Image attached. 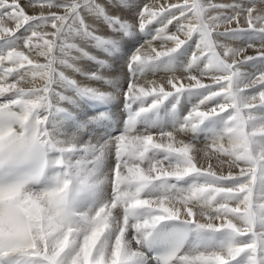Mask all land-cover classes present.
Here are the masks:
<instances>
[{
  "label": "snow or ice",
  "instance_id": "6c2138e0",
  "mask_svg": "<svg viewBox=\"0 0 264 264\" xmlns=\"http://www.w3.org/2000/svg\"><path fill=\"white\" fill-rule=\"evenodd\" d=\"M0 264H264V0H0Z\"/></svg>",
  "mask_w": 264,
  "mask_h": 264
},
{
  "label": "bare ground",
  "instance_id": "6f19581e",
  "mask_svg": "<svg viewBox=\"0 0 264 264\" xmlns=\"http://www.w3.org/2000/svg\"><path fill=\"white\" fill-rule=\"evenodd\" d=\"M26 0H21V3H25ZM97 2L99 3H103L106 6L108 5V0H97ZM113 3H115V0H112ZM128 2L130 4H140L143 5L144 3H150L151 0H128ZM169 2H177V0H169ZM215 2L218 3H228L231 2V0H215ZM29 14H35L39 12V8L35 9V12L32 9H28ZM137 11V9L133 8L131 10L129 9H116V8H111L109 7V12L110 14L113 15H119L121 18L123 19H128L130 22L134 21V12ZM86 20L88 23L93 24L97 29H98V33L99 35H103V36H113L115 38H119L116 34L112 33L110 29H108V27L106 25L103 24L102 21H96L93 17L90 16H86ZM235 26V25H233ZM151 27V26H150ZM170 29L174 31V28H172V26H170ZM222 30V29H221ZM138 31V29H137ZM183 38V37H182ZM146 39H150V37H144L142 35H137L136 40L129 44V42L124 41L122 42V48H123V54H116V55H108L105 54L104 52L97 50L93 47H91L90 45L85 44L82 41H77L78 43H80L82 46H84L86 48V50H88L92 55L96 56V57H100L101 60L105 59V61H107L108 65H110V67H107V69L104 68H99L96 65L90 64L86 61H84L83 59L79 60L77 62V66L82 68L85 72H97L99 74H102L108 78H116V77H123L124 74H126L127 69L125 66V61L127 59V53H124L125 50H130L135 44H143L145 42ZM154 46H156L157 48L160 47L159 42H154ZM248 54H253L251 51ZM40 62H44L43 58H40ZM65 71V74L68 75L69 77L77 80L79 83L84 84V85H88V86H92V87H98L100 88L102 91H112L111 88L107 87L106 85H103L101 83L95 82V81H90V80H86L84 78V76L78 74V73H74L70 70H66V69H62ZM248 71H252V69H247ZM168 74L164 73V72H160L158 73L156 76H149L148 79H155V80H162L164 79ZM177 75H181V73H177ZM205 83H211L210 80L205 79L204 80ZM185 83H187V81L185 80ZM25 87H30L31 85L25 84L23 85ZM126 87V84H125ZM59 90V89H58ZM68 95H72L71 92L66 93ZM121 97L122 95H118L116 96V98L110 102V104L112 105V110L117 111L118 106L121 103ZM63 107H69L68 105L64 104L62 105ZM188 107L187 102H185L184 104V108L182 110H186V108ZM114 113L112 112L111 115H113ZM79 115L81 117V119H86L88 116H90L86 110L85 107L83 105H81V108L79 109ZM89 132L95 131L92 127H90L88 129ZM95 134L97 136H99L100 131H95ZM85 139H87V136L84 137ZM177 139H184L185 141H187V137H183V136H178ZM201 144H198L196 147L198 149H201V151L197 154L198 158L200 159V163L204 164L205 166H207V160L204 159L203 157V149H204V145L201 146ZM215 164V159H213L212 161ZM109 163L111 164V158L109 157ZM226 170V169H225ZM233 171H238V169H233Z\"/></svg>",
  "mask_w": 264,
  "mask_h": 264
},
{
  "label": "rangeland",
  "instance_id": "374dc122",
  "mask_svg": "<svg viewBox=\"0 0 264 264\" xmlns=\"http://www.w3.org/2000/svg\"><path fill=\"white\" fill-rule=\"evenodd\" d=\"M129 44H131V43H129ZM129 50H125V52L124 53H127ZM99 59H101L100 57H98ZM84 61H86V62H88V63H90V64H93L91 61H88L87 59H83ZM103 60V59H102ZM105 60V59H104ZM93 65H95V64H93ZM97 66V65H96ZM104 69H107V68H104ZM201 146H203V144L201 145Z\"/></svg>",
  "mask_w": 264,
  "mask_h": 264
}]
</instances>
